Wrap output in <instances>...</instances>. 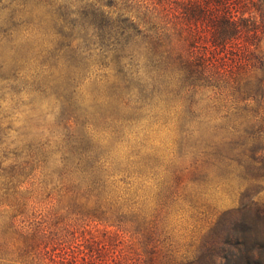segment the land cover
Returning <instances> with one entry per match:
<instances>
[{
    "label": "rangeland",
    "instance_id": "rangeland-1",
    "mask_svg": "<svg viewBox=\"0 0 264 264\" xmlns=\"http://www.w3.org/2000/svg\"><path fill=\"white\" fill-rule=\"evenodd\" d=\"M95 3L0 0V13L8 10L0 22V264H25L12 205L21 197L30 217L31 184L46 187L38 200L56 194L68 130L84 139L82 148L107 156L115 173L140 167L147 197L172 172H184L185 201L166 224L175 264H264V217L256 212L264 206V0H246L239 19L251 31L224 54L220 90H187L177 68L151 59L141 29L101 43L95 24L106 9ZM203 35L208 43V31ZM49 96L59 109L50 124L35 116ZM88 124L97 137H89ZM244 150H252L254 163H242ZM30 155L45 161L32 179H20L16 196L14 167ZM56 200L34 210L43 217L50 210L57 223L63 201Z\"/></svg>",
    "mask_w": 264,
    "mask_h": 264
},
{
    "label": "trees",
    "instance_id": "trees-1",
    "mask_svg": "<svg viewBox=\"0 0 264 264\" xmlns=\"http://www.w3.org/2000/svg\"><path fill=\"white\" fill-rule=\"evenodd\" d=\"M95 2L106 9L102 21L95 24L101 43H106L104 39L109 42L111 37L139 34L141 29L151 59L164 70L177 68L185 82L189 80L187 90L207 85L220 90L224 54H229L228 49L251 31L239 19L246 12V0H196L193 4L192 0ZM204 30L210 35L209 44ZM111 46L109 43L105 47ZM122 49L114 48L117 61L123 57ZM234 57L232 54L231 59ZM122 76L125 80V74ZM125 81L126 85L130 83L127 77ZM92 127L88 124L87 134L97 137ZM62 140L68 146V157L58 174L57 192L52 191L41 201L37 197L46 187L42 182L31 184L34 200L30 217H26L28 205L17 190L20 179L33 177V168L45 160L30 155L28 161L14 167L11 180L18 197L12 205L11 224L23 239L18 259L25 264H175L166 224L172 209L185 201L184 172H172L169 182H158L155 195L147 197L140 167L115 173L107 156L81 147L84 139L75 131L68 130ZM246 152L238 155L244 159L242 163H254L252 150L249 155ZM55 200L58 204L63 201V214L57 223H51L50 210L43 217L34 209L35 205ZM256 212L264 217V206ZM218 223L217 219L211 229L216 230ZM208 250L198 249L194 261Z\"/></svg>",
    "mask_w": 264,
    "mask_h": 264
},
{
    "label": "clouds",
    "instance_id": "clouds-1",
    "mask_svg": "<svg viewBox=\"0 0 264 264\" xmlns=\"http://www.w3.org/2000/svg\"><path fill=\"white\" fill-rule=\"evenodd\" d=\"M5 2H7V0H5ZM7 13L8 10H5L3 13H0V22L3 21V18L7 15ZM25 99H27V96H25ZM58 111L59 109L55 97L49 96L39 105L38 112L35 114V116L41 122H47L50 124L54 122ZM16 127H19V124H17ZM15 136L16 133H10L11 138H15Z\"/></svg>",
    "mask_w": 264,
    "mask_h": 264
}]
</instances>
